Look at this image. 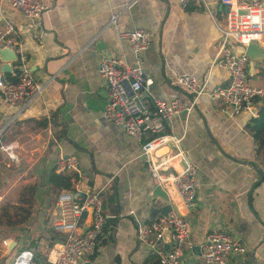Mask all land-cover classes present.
Returning <instances> with one entry per match:
<instances>
[{
  "label": "crops",
  "instance_id": "obj_1",
  "mask_svg": "<svg viewBox=\"0 0 264 264\" xmlns=\"http://www.w3.org/2000/svg\"><path fill=\"white\" fill-rule=\"evenodd\" d=\"M42 1L46 10L27 18L0 0V44L3 35L10 36V48L24 55V67L43 85L23 107L0 97V142L13 143L15 156L9 159L0 150V206L18 205L22 199L30 205L26 221L0 225V264H12L21 250H41L46 259L56 241L50 220L57 193L48 178L58 156L77 160L83 186L99 193L106 216L95 255L85 264H156L137 239L136 225L162 215L165 205L189 227L192 247L182 255L183 264H205L193 247L213 230L238 239L246 249L229 255L226 264H264V127L257 137L250 131L258 102L228 116L203 94L188 113L170 120L195 169L192 209L171 187L160 188L166 199L153 194L156 183L145 168L139 143L102 116L107 98L99 73L103 59L121 56L127 64L139 63L148 94L164 100L189 101V94L171 83L177 74H189L206 88L225 85L227 72L217 62L220 53L243 51L232 39L223 40L228 7L219 0H205L207 8L180 7L172 0ZM112 15L114 26L109 24ZM7 25L12 26L9 35L4 34ZM132 28L152 34L139 57L118 39L119 31ZM257 43L264 49V35ZM13 63L4 77L14 74ZM246 80L264 89V59L248 62ZM40 119H46L45 126ZM57 123L64 125V139H56ZM24 186H33V194L24 191L20 196ZM87 226L84 214L77 231Z\"/></svg>",
  "mask_w": 264,
  "mask_h": 264
},
{
  "label": "built area",
  "instance_id": "obj_2",
  "mask_svg": "<svg viewBox=\"0 0 264 264\" xmlns=\"http://www.w3.org/2000/svg\"><path fill=\"white\" fill-rule=\"evenodd\" d=\"M4 1L27 18H37L47 8L42 0ZM172 1L180 7L191 4L207 8L205 0ZM219 1L228 7L225 26L221 29L224 42L230 38L244 48L248 42L257 41L264 35V0ZM115 20L116 16L112 15L109 24L114 26ZM11 31L12 26L7 25L4 34L9 35ZM2 38V44L12 46L10 36L3 35ZM151 38V32L142 28L118 32V39L125 42L136 57L146 49ZM15 53L20 63V75L15 81L0 79V97L7 104L23 107L40 94L43 85L24 67V55ZM217 62L227 72V83L223 86L206 88L205 83L184 73L172 77L171 83L188 93L189 101L178 97L164 100L158 95H149L148 79L137 62L130 65L118 56L103 59L99 64V73L107 89L103 118L139 143L140 154L152 180L161 189L173 188L187 209H192L195 203V169L181 146V138L171 131L172 117L188 113L197 97L203 94L218 102L221 111L228 116L247 110L255 100L259 102L264 97L263 88L246 80L249 59L243 51L238 54L221 52ZM0 150L9 159H14L13 143L0 142ZM54 171L68 172L71 177L69 187L60 190L54 199L50 229L59 240L47 251L45 264H85L95 252L98 236L106 222L101 198L98 192L83 186L73 156H58ZM83 214L88 218V226L78 232V220ZM164 231H167L168 241L163 238ZM188 235L186 220L172 211L136 225L137 239L148 247L159 264H183L182 255L192 247ZM198 250L205 264H226L229 255L246 253L241 241L215 230L205 235ZM12 264H33L31 251L21 250Z\"/></svg>",
  "mask_w": 264,
  "mask_h": 264
},
{
  "label": "trees",
  "instance_id": "obj_3",
  "mask_svg": "<svg viewBox=\"0 0 264 264\" xmlns=\"http://www.w3.org/2000/svg\"><path fill=\"white\" fill-rule=\"evenodd\" d=\"M19 61L16 60L13 63L14 69L13 75H6L4 78L6 81H15L18 76L20 75V69H19ZM255 102H257L255 100ZM256 115L255 117L252 118L251 122L252 125L250 126V131H252L253 136L257 137L259 134V131L264 127V97L262 99H260V101L257 104V111H256ZM39 124L41 126H45L46 125V119H40L38 120ZM52 121H54V119H52ZM57 125H59L60 129L58 130L57 134H56V139H64L65 138V129H64V125L62 123H57ZM70 177L71 174H58L55 173L53 171L50 172L49 174V185L51 187V189L53 190L54 193H58L59 190L61 189H65L68 188L70 185ZM24 191H28L30 195L33 194L34 192V187L33 186H24L21 188V194L20 196H23V192ZM30 215V205L29 202L26 201L25 199H22L19 201L18 205H5V206H0V225H4V226H16L19 225L21 223H23L24 221H26L28 219ZM53 238L58 241L59 237L52 232ZM55 241V242H56ZM32 262L33 264H45V254L44 252H42L41 250H36L32 251ZM38 254L39 256H41V259H37V255L35 258L34 254ZM95 255V252L93 253V255L90 257L92 258ZM156 264H159L156 261Z\"/></svg>",
  "mask_w": 264,
  "mask_h": 264
},
{
  "label": "water",
  "instance_id": "obj_4",
  "mask_svg": "<svg viewBox=\"0 0 264 264\" xmlns=\"http://www.w3.org/2000/svg\"><path fill=\"white\" fill-rule=\"evenodd\" d=\"M243 53L248 57L249 61L251 62H257L264 59V49L261 48L258 45L257 41L255 40L248 42L244 46ZM16 59H17V55L15 51L12 48L5 46L4 44L1 43L0 44V79L2 81L5 80L4 74L9 73L11 70V62L16 61ZM250 110L251 112L252 111L254 112L255 108L252 107ZM153 194L166 199L165 192L161 191L158 185L155 186ZM169 211H170L169 205H165L161 209V214L165 215ZM163 238L165 239V241H168L167 231L163 232ZM193 250H198V247H193Z\"/></svg>",
  "mask_w": 264,
  "mask_h": 264
}]
</instances>
